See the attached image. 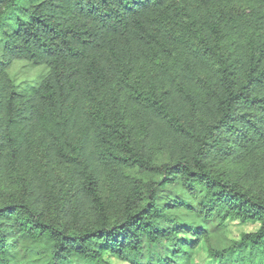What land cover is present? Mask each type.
Instances as JSON below:
<instances>
[{
	"label": "trees",
	"instance_id": "16d2710c",
	"mask_svg": "<svg viewBox=\"0 0 264 264\" xmlns=\"http://www.w3.org/2000/svg\"><path fill=\"white\" fill-rule=\"evenodd\" d=\"M227 219L258 228L214 248ZM200 238L264 264V0H0V264H193Z\"/></svg>",
	"mask_w": 264,
	"mask_h": 264
},
{
	"label": "rangeland",
	"instance_id": "374dc122",
	"mask_svg": "<svg viewBox=\"0 0 264 264\" xmlns=\"http://www.w3.org/2000/svg\"><path fill=\"white\" fill-rule=\"evenodd\" d=\"M45 69L42 66H32L24 61H14L10 68L11 76L15 77V81L20 84V86H26L37 83L43 74ZM169 214L176 217V220L189 227H204L202 219L196 214L191 213L184 209H176L170 211ZM258 228L256 223L250 222H240L239 220L227 219L225 221V228L222 230H215L210 237V245L214 248H221L226 245L231 240H239L243 233L254 232ZM190 237L189 235H186ZM199 245L195 248L192 255L193 264H218L212 262L207 255V246L205 240L200 238L198 241ZM113 264H131L128 261H121L117 259L111 260ZM22 264H38L35 259H26Z\"/></svg>",
	"mask_w": 264,
	"mask_h": 264
}]
</instances>
